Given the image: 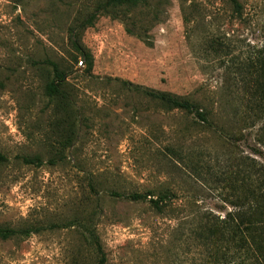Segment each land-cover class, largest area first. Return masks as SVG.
Returning a JSON list of instances; mask_svg holds the SVG:
<instances>
[{
	"label": "rangeland",
	"instance_id": "rangeland-1",
	"mask_svg": "<svg viewBox=\"0 0 264 264\" xmlns=\"http://www.w3.org/2000/svg\"><path fill=\"white\" fill-rule=\"evenodd\" d=\"M106 1L0 0V228L21 233L0 239V264H212L196 216L231 210L226 178L261 149L248 84L264 0L239 15L227 0ZM132 195L173 203L158 214Z\"/></svg>",
	"mask_w": 264,
	"mask_h": 264
},
{
	"label": "trees",
	"instance_id": "trees-1",
	"mask_svg": "<svg viewBox=\"0 0 264 264\" xmlns=\"http://www.w3.org/2000/svg\"><path fill=\"white\" fill-rule=\"evenodd\" d=\"M143 1L107 0L105 6L135 7ZM227 1L233 13L239 15L241 5L238 0ZM250 69L252 81L248 85L256 97L254 115H251V118L257 119L259 115H264V48L250 64ZM64 78V74L54 68V78L46 88L49 96L58 95L59 85ZM146 94L159 100L167 109L189 113L206 126L215 127L210 114L190 100L164 93ZM258 144L264 150V133L259 135ZM261 149H254L252 155L255 158L253 159L242 158L240 170L237 173H231L226 178L228 196L226 195L223 200L231 207V210L222 216L212 212L196 216L197 221L193 226L192 235L194 240L210 253L213 259L212 264H264V170L258 161V159L264 160V153ZM0 160L5 159L0 156ZM23 163L33 164L34 161L24 159ZM128 199L131 201L148 200L152 209L158 214H162L164 206L173 203L167 195L158 196L156 199H152L151 195H132ZM16 234L21 233L0 228L1 240H6ZM97 250L100 252L98 245Z\"/></svg>",
	"mask_w": 264,
	"mask_h": 264
},
{
	"label": "built area",
	"instance_id": "built-area-1",
	"mask_svg": "<svg viewBox=\"0 0 264 264\" xmlns=\"http://www.w3.org/2000/svg\"><path fill=\"white\" fill-rule=\"evenodd\" d=\"M83 62L82 61H79L78 62V66H82Z\"/></svg>",
	"mask_w": 264,
	"mask_h": 264
}]
</instances>
